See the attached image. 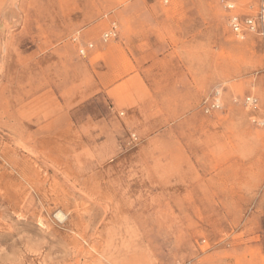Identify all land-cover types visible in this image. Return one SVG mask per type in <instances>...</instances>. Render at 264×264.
Wrapping results in <instances>:
<instances>
[{
    "label": "rangeland",
    "instance_id": "rangeland-1",
    "mask_svg": "<svg viewBox=\"0 0 264 264\" xmlns=\"http://www.w3.org/2000/svg\"><path fill=\"white\" fill-rule=\"evenodd\" d=\"M227 3L264 13L0 0V264H264V34Z\"/></svg>",
    "mask_w": 264,
    "mask_h": 264
},
{
    "label": "built area",
    "instance_id": "built-area-1",
    "mask_svg": "<svg viewBox=\"0 0 264 264\" xmlns=\"http://www.w3.org/2000/svg\"><path fill=\"white\" fill-rule=\"evenodd\" d=\"M226 10L229 12V27L231 32L239 39H244L247 34H264V13H262L259 18L254 17H246L243 18L237 14L236 5L232 3H227L225 5ZM117 37V26L113 23L110 29L105 32L102 36L103 42H108L111 39ZM75 41L78 38H74ZM93 43L86 44L85 46H81L79 48V54L82 57L87 56V52L93 49ZM245 104L248 106H256L257 99L254 97H247L245 100ZM221 106V92L216 91L214 93L213 99L208 106H206L205 112L210 113L211 111L220 109ZM258 125L263 127L264 120L258 122Z\"/></svg>",
    "mask_w": 264,
    "mask_h": 264
},
{
    "label": "bare ground",
    "instance_id": "bare-ground-1",
    "mask_svg": "<svg viewBox=\"0 0 264 264\" xmlns=\"http://www.w3.org/2000/svg\"><path fill=\"white\" fill-rule=\"evenodd\" d=\"M56 217H57L59 220H62V218H63V214H62V212L58 211V212L56 213Z\"/></svg>",
    "mask_w": 264,
    "mask_h": 264
}]
</instances>
